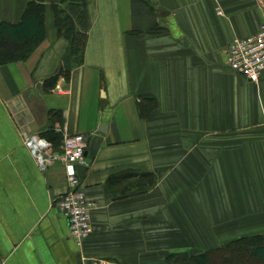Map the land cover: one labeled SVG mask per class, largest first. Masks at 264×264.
<instances>
[{
	"label": "crops",
	"instance_id": "0c3cea01",
	"mask_svg": "<svg viewBox=\"0 0 264 264\" xmlns=\"http://www.w3.org/2000/svg\"><path fill=\"white\" fill-rule=\"evenodd\" d=\"M29 2L0 0V22ZM50 2L44 41L0 65V264H166L264 236V78L226 63L259 31L264 0H86L81 66ZM76 135L97 203L81 247L55 159Z\"/></svg>",
	"mask_w": 264,
	"mask_h": 264
},
{
	"label": "trees",
	"instance_id": "16d2710c",
	"mask_svg": "<svg viewBox=\"0 0 264 264\" xmlns=\"http://www.w3.org/2000/svg\"><path fill=\"white\" fill-rule=\"evenodd\" d=\"M30 0L22 19L0 22V65L27 59L46 38L45 2ZM61 36L70 42L76 66L84 63L88 18L86 0H50ZM166 264H264V236L242 237L190 256L169 254Z\"/></svg>",
	"mask_w": 264,
	"mask_h": 264
},
{
	"label": "built area",
	"instance_id": "2783aa9c",
	"mask_svg": "<svg viewBox=\"0 0 264 264\" xmlns=\"http://www.w3.org/2000/svg\"><path fill=\"white\" fill-rule=\"evenodd\" d=\"M227 65L246 80L259 83L264 78V21L259 31L245 38H236L227 51ZM59 91V88H57ZM28 145H34L28 140ZM84 135L66 138L64 151L56 156L65 165L69 191L58 204L60 214L68 222L70 237L78 247L93 233V211L97 207L82 188L77 167L87 163ZM40 160L44 158L40 156Z\"/></svg>",
	"mask_w": 264,
	"mask_h": 264
},
{
	"label": "water",
	"instance_id": "95a60500",
	"mask_svg": "<svg viewBox=\"0 0 264 264\" xmlns=\"http://www.w3.org/2000/svg\"><path fill=\"white\" fill-rule=\"evenodd\" d=\"M38 88H40V84H38Z\"/></svg>",
	"mask_w": 264,
	"mask_h": 264
}]
</instances>
